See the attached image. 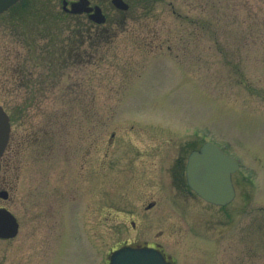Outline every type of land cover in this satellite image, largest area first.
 <instances>
[{
	"label": "rangeland",
	"instance_id": "rangeland-1",
	"mask_svg": "<svg viewBox=\"0 0 264 264\" xmlns=\"http://www.w3.org/2000/svg\"><path fill=\"white\" fill-rule=\"evenodd\" d=\"M17 2L0 13V81L15 63L32 75L0 82L14 150L0 204L20 223L0 264H109L143 240L264 264V28L243 22L264 0H130L98 33L58 0ZM205 140L240 161L224 206L187 191L186 157Z\"/></svg>",
	"mask_w": 264,
	"mask_h": 264
},
{
	"label": "water",
	"instance_id": "water-1",
	"mask_svg": "<svg viewBox=\"0 0 264 264\" xmlns=\"http://www.w3.org/2000/svg\"><path fill=\"white\" fill-rule=\"evenodd\" d=\"M17 0H0V12ZM120 0L114 2L125 7ZM72 11H79L74 8ZM102 19H98L101 21ZM10 125L8 116L0 106V155L6 144ZM237 168L236 162L211 143L204 144L190 154L187 163V181L205 200L225 204L233 196L230 173ZM5 197V193H3ZM18 223L7 209H0V237H12L17 233ZM110 264H167L162 256L151 248L125 247L112 253Z\"/></svg>",
	"mask_w": 264,
	"mask_h": 264
},
{
	"label": "flooded vegetation",
	"instance_id": "flooded-vegetation-1",
	"mask_svg": "<svg viewBox=\"0 0 264 264\" xmlns=\"http://www.w3.org/2000/svg\"><path fill=\"white\" fill-rule=\"evenodd\" d=\"M124 2L127 3V8H120L116 6L113 0H58L60 4V12L65 15L66 17H71V18H79L84 20L86 31L88 30L89 32L94 31L96 33L98 32H109L113 31L115 27L118 25L120 18L125 19L127 16V13L130 11L131 8V2L130 0H123ZM72 5H75V9L77 10H82L80 12H70V9ZM121 16V17H120ZM102 18V22H97L96 19ZM112 32V33H113ZM89 35H91L89 33ZM12 138L13 135H9L8 141L6 143V146L4 148V151L0 157V170H2L3 167L7 168L6 165H9L10 163V155L13 154L14 150L11 149V144H12ZM173 174V175H172ZM183 174L185 176V165H184V170ZM181 175H179V172H171V177L173 180L176 182H179V178ZM6 180V176H3V181ZM186 181V179H185ZM102 182H103V177L100 176L98 177V185L100 192L102 194ZM5 190L7 192V198L9 196L8 191L6 189H1ZM187 191L192 195L198 196L195 192H193L190 188L187 187ZM1 198V197H0ZM6 198V199H7ZM155 200L148 203L150 206H145L142 209V212L148 211L151 207L155 205ZM0 208H7L5 205L0 204ZM134 223V221H133ZM132 223V224H133ZM20 224V223H19ZM134 225V224H133ZM164 230L160 229L157 231L156 238L162 235H164ZM198 238H202L206 240L207 242L203 243H212V241H208V238L206 237H201L199 236ZM8 238H0V241H6ZM186 245L184 247H188L190 242L186 241ZM193 244V242H191ZM127 245V244H126ZM131 247H149L157 250L163 260L167 264H212V250L208 251H201V252H186L187 257L184 258L178 251H174V253H170L165 251L162 243L151 240H143L141 242L138 241H132L130 244H128ZM125 246V245H124ZM189 248V247H188ZM212 248V246H210ZM209 248V249H210Z\"/></svg>",
	"mask_w": 264,
	"mask_h": 264
},
{
	"label": "trees",
	"instance_id": "trees-1",
	"mask_svg": "<svg viewBox=\"0 0 264 264\" xmlns=\"http://www.w3.org/2000/svg\"><path fill=\"white\" fill-rule=\"evenodd\" d=\"M243 22H245L246 26L249 28V31L253 30V29H260L262 30L264 28V17L263 18H259L258 16H252L249 18L248 20H244ZM214 32V29L212 27V33ZM217 32V30L215 31ZM215 35V33H214ZM264 35V33H263ZM216 39V38H215ZM75 54L73 55L72 59L76 60L77 59V53L78 52H74ZM72 54V53H71ZM83 56V55H81ZM23 67L20 65V63H15L13 65H11V77L12 79H3L2 81H0L3 84H10L13 85L16 89L18 88H22L25 85H29V77L32 75V72H28L26 73V75H23L24 70L22 69ZM5 80V81H4ZM32 83L35 81V79H32ZM4 81V82H3ZM35 84V82H34Z\"/></svg>",
	"mask_w": 264,
	"mask_h": 264
}]
</instances>
